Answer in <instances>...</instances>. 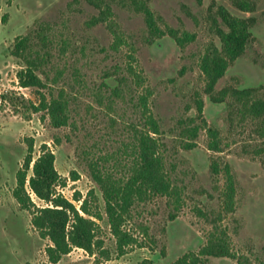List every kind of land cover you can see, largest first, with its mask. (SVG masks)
<instances>
[{"label": "rangeland", "instance_id": "obj_1", "mask_svg": "<svg viewBox=\"0 0 264 264\" xmlns=\"http://www.w3.org/2000/svg\"><path fill=\"white\" fill-rule=\"evenodd\" d=\"M241 2L249 10L239 9ZM219 6L234 16L253 18V24L245 51L230 63L214 90L253 88L264 98V0H0V264H50L45 254L50 241L39 235L30 212L12 195L28 138L33 140V158L42 144L53 151L55 168L65 179L59 192L79 207L74 195L84 197L93 190L101 213L95 220L101 243L96 255L73 247L54 264H171L185 253H197L215 230L225 232L230 251L246 264H264L261 119L242 114L241 103H233L230 96L211 101L199 67L206 48L220 46ZM145 8L156 27L148 25ZM101 12L108 21L92 24ZM109 20L121 36L117 48ZM170 32L192 39L180 46ZM25 36L32 51L50 53L43 66L48 86L40 91L66 90V126L52 127L45 110L31 105L39 102L37 88L18 84L16 73L24 63L13 50ZM130 67L142 76L139 85ZM119 77L125 81L120 83ZM146 89L151 92L147 104L160 124V151L182 189L181 201L175 206L170 198L152 196L135 203L122 222L130 239L119 247L90 165L126 175L133 160L134 129L143 123L137 98ZM196 125L201 126L192 137L186 129ZM209 128L218 132L219 151L208 146ZM190 141L194 147L184 149L182 144ZM225 168L235 185L229 212L222 201ZM31 197L37 205L44 204ZM200 264L238 263L208 256Z\"/></svg>", "mask_w": 264, "mask_h": 264}, {"label": "trees", "instance_id": "obj_2", "mask_svg": "<svg viewBox=\"0 0 264 264\" xmlns=\"http://www.w3.org/2000/svg\"><path fill=\"white\" fill-rule=\"evenodd\" d=\"M237 6L241 10H249L246 2L238 3ZM144 12L148 25L151 28L156 27L151 12L147 8ZM216 13L220 22L216 28L220 46L210 44L203 52L199 63L205 78L204 92L213 102H222L228 96L233 98V103L240 102L242 114L246 113L261 119L262 133H264V98L255 95V89L224 87L217 92L214 90L215 84L224 75L230 63L245 51L251 38L253 18L234 16L223 6H219ZM107 21V16L101 12L93 18L92 24ZM107 27L115 36L114 47L117 48L121 36L116 25L109 20ZM170 33L180 46L192 39L190 35L182 38L175 32ZM42 41L45 44L44 38ZM13 53L24 63L16 73L18 84L22 87H35L38 90L39 102L37 105L31 103L32 107L35 110H45L52 127L59 128L68 125L70 110L66 90L61 88L56 94L52 92L45 94L40 91L48 86L45 82L48 74L43 69L50 58L48 50L33 49L32 51L29 38L25 36L15 43ZM130 71L136 76L138 85L143 82L140 74L131 67ZM40 74H44L45 78H42ZM118 81L122 83L125 78L119 77ZM150 96L151 92L146 89L137 98L143 123L141 128L134 129L133 160L127 166L126 175L121 176L110 170H100L92 163L90 165L92 179L102 193L104 212L119 247L128 243L130 239V235L122 230V222L130 215L131 208L135 203L144 202L152 196L170 198L175 206H179L181 201L182 189L167 171L164 156L160 151L158 136L161 129L158 120L153 116L147 104ZM202 107V100H196V109L199 114L202 113ZM203 122L205 123L204 120ZM200 126L189 127L186 131L194 137ZM208 133L212 137L208 144L209 148L219 151L217 130L209 128ZM26 143L27 153L22 166L16 172V186L12 195L22 209L30 212V223L39 232V235L50 241L45 247L48 263H57L73 247L82 248L89 254L96 255V249L101 248V243L96 239L97 224L95 220L101 218V213L97 208V197L94 191L89 190L84 197L76 193L74 200L80 202L77 207L58 190L59 187L65 186V179L55 168L53 151L46 144H42L40 153L33 158L32 138H28ZM194 145L195 142L190 141L184 142L182 147L191 149ZM214 170L218 172L215 167ZM223 174L225 175V186L222 192V201L224 209L229 212L234 207L235 185L228 168H225ZM31 193L44 204L37 205L32 199ZM93 203L96 208L93 207ZM174 216L171 215V217ZM208 256H226L236 259L238 264H246L242 258L230 251L225 232L222 230L212 232L197 253H185L171 264H200ZM105 257L108 258L107 254Z\"/></svg>", "mask_w": 264, "mask_h": 264}]
</instances>
